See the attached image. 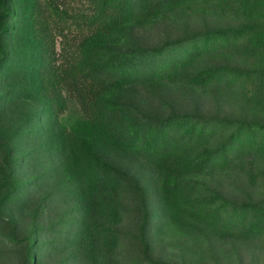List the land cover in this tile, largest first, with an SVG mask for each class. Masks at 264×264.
<instances>
[{"label": "trees", "instance_id": "16d2710c", "mask_svg": "<svg viewBox=\"0 0 264 264\" xmlns=\"http://www.w3.org/2000/svg\"><path fill=\"white\" fill-rule=\"evenodd\" d=\"M126 197L143 263L264 246V0H0V262L123 264Z\"/></svg>", "mask_w": 264, "mask_h": 264}, {"label": "rangeland", "instance_id": "374dc122", "mask_svg": "<svg viewBox=\"0 0 264 264\" xmlns=\"http://www.w3.org/2000/svg\"><path fill=\"white\" fill-rule=\"evenodd\" d=\"M141 35L143 36L144 39H146L149 42H156L166 36H175L179 33V29L175 27L174 25H152L148 26L147 29H141L139 31ZM143 93H145L144 89H141ZM208 104V103H206ZM150 105H152V102H150ZM208 107L209 104H208ZM208 110V109H206ZM209 111V110H208ZM139 172V170L137 171ZM140 181L142 184L145 185V177H148V170L145 167L143 170H141L140 174ZM240 185L244 187L246 184L243 182L242 176L237 177ZM233 184L227 180V181H222L221 183V188L226 196L229 198H235L238 196L234 192ZM127 198V197H126ZM125 198V199H126ZM134 203L132 198H127L126 199V216L124 219V222L122 224V230H123V237H122V251H123V257L121 261L123 264H148V262H141L140 259L143 256V251L141 249L140 243L134 238V234L137 233L138 231V214L136 211H134ZM61 236H64V233H61ZM214 248L215 250L219 249L220 246L217 243H214ZM227 246H231L228 244ZM235 246V247H234ZM233 247L236 249V251L239 252L240 254V259L239 261L236 262H225L226 264H264V246L262 245L261 242L256 241V240H251L248 242H242V243H236ZM232 247V248H233ZM52 254L51 256L48 257V255H45L46 257L44 258V264H67L66 262H62V258H60L59 254L55 255ZM152 257H163L157 249L153 251V253H150ZM6 258H9L5 254ZM61 259V262H60ZM12 262V261H8ZM0 264H6L0 262ZM70 264V262H68ZM224 264V263H223Z\"/></svg>", "mask_w": 264, "mask_h": 264}]
</instances>
